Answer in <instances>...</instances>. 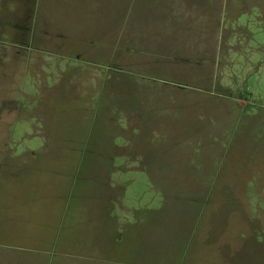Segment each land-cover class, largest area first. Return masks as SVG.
Masks as SVG:
<instances>
[{"label":"rangeland","instance_id":"obj_1","mask_svg":"<svg viewBox=\"0 0 264 264\" xmlns=\"http://www.w3.org/2000/svg\"><path fill=\"white\" fill-rule=\"evenodd\" d=\"M158 1L0 0V148L157 169L126 185L131 263L264 264V0H221L206 51Z\"/></svg>","mask_w":264,"mask_h":264},{"label":"crops","instance_id":"obj_2","mask_svg":"<svg viewBox=\"0 0 264 264\" xmlns=\"http://www.w3.org/2000/svg\"><path fill=\"white\" fill-rule=\"evenodd\" d=\"M154 4L159 10L152 20L156 32L163 28V36L175 37L180 44L189 36L205 51L216 41L214 12L222 8L221 0ZM116 19L117 15L115 28ZM142 40L147 41L144 36ZM65 139L55 138L46 148H0V264H136L131 263V250L122 249L119 242L124 219L131 220L140 210L132 203L138 199L127 195L126 185L139 171L154 184L152 171L157 169L105 159L87 161L84 156L89 153L76 151L68 136ZM156 188L163 197L164 186ZM146 206L148 213L154 210ZM230 215L243 222L248 218L242 212ZM127 234L137 233L128 229Z\"/></svg>","mask_w":264,"mask_h":264}]
</instances>
